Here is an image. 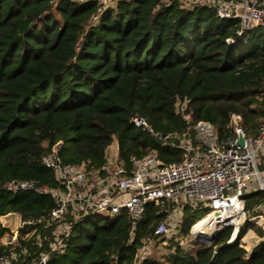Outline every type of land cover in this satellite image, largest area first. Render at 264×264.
I'll list each match as a JSON object with an SVG mask.
<instances>
[{
	"label": "trees",
	"instance_id": "obj_1",
	"mask_svg": "<svg viewBox=\"0 0 264 264\" xmlns=\"http://www.w3.org/2000/svg\"><path fill=\"white\" fill-rule=\"evenodd\" d=\"M102 8L100 0H0V216L50 217L51 197L13 195L5 184L38 180L59 188L54 171L41 162L56 143L63 144L64 164L87 170L105 164L114 139L128 168L133 157L151 154L179 163L182 150L136 128L132 117H144L161 135H181L209 121L223 138L232 113L242 116L249 135L264 120V26L237 37L239 20L173 0H116L115 7ZM261 204L264 190L246 196L249 213ZM176 206L148 205L134 232L127 213L82 218L47 264H135L144 239L154 237ZM180 210L184 236L208 214L190 205ZM43 226L25 225L15 245H0V255L24 248ZM248 228H226L208 243L194 241V251L178 248L140 264H264V242L250 255L241 246ZM8 232L0 223V238Z\"/></svg>",
	"mask_w": 264,
	"mask_h": 264
},
{
	"label": "built area",
	"instance_id": "obj_2",
	"mask_svg": "<svg viewBox=\"0 0 264 264\" xmlns=\"http://www.w3.org/2000/svg\"><path fill=\"white\" fill-rule=\"evenodd\" d=\"M110 1L100 0L102 12ZM173 1L180 2L186 8L209 6L221 19L239 20L241 27L236 32L237 37L264 26V1L261 0ZM97 20L98 16L94 17V21ZM227 42L231 44L234 40L228 39ZM185 110L184 104L181 112L184 119L189 120ZM131 122L136 128L161 139L164 145L182 150L183 160L164 164L155 154H151L142 159L133 157L128 168L120 159L119 143L114 139L107 149L105 164L101 168L87 170L85 165L64 164L61 158L63 144L56 143L49 153L42 156L41 162L54 171L56 180L60 182L59 188H52L38 180H13L5 184L6 191L13 195L30 193L51 197L55 207L50 217L28 222L17 213L16 226L8 228L9 232L2 239L3 245H15L19 231L27 224L42 223L50 227L61 222L72 205L86 206L88 209L79 220L87 216L113 218L127 213L134 232L143 220L148 205L164 201H172L177 206L167 220L155 228V238L171 235L174 227L179 230L181 221L174 224L173 214L179 215L182 206L190 205L208 211L207 218L192 226L194 236L205 234L203 232L210 226H214L212 235L226 228L239 232L249 225L241 238V246L247 255L264 242V204L251 213L246 209V196L264 190V120L257 127L256 134L249 135L242 116L232 113L225 126L229 135L226 138L221 137L218 129L209 121H200L181 135L158 134L141 116L132 117ZM240 138L243 139L242 145ZM93 176L99 183L95 197L91 195ZM61 190L63 194H59ZM203 221L207 223L196 229ZM75 225L68 227L47 251L18 260L6 250L0 255V264H47L53 252L62 251L65 247ZM154 237L144 239L135 264L149 257V245Z\"/></svg>",
	"mask_w": 264,
	"mask_h": 264
},
{
	"label": "crops",
	"instance_id": "obj_3",
	"mask_svg": "<svg viewBox=\"0 0 264 264\" xmlns=\"http://www.w3.org/2000/svg\"><path fill=\"white\" fill-rule=\"evenodd\" d=\"M99 187V183L95 176L92 177V183H91V195L95 197L97 192V188ZM59 194H63V191L61 190ZM88 209L85 206L80 205H72L64 217V219L56 223L53 226L47 227L43 226L41 230H39L36 233V236H34L30 243L25 245L24 248H11L9 250L10 253H12L18 260L26 259L32 255H34L37 252H44L47 251L54 242L64 233V231L68 227H73L75 223L87 213ZM0 223L4 228H9L11 224V218L10 216H0Z\"/></svg>",
	"mask_w": 264,
	"mask_h": 264
},
{
	"label": "rangeland",
	"instance_id": "obj_4",
	"mask_svg": "<svg viewBox=\"0 0 264 264\" xmlns=\"http://www.w3.org/2000/svg\"><path fill=\"white\" fill-rule=\"evenodd\" d=\"M109 7H115L116 6V0H111L110 3L108 4ZM175 220L174 224L178 220H182V214L180 213L179 215L173 214ZM208 214L199 216L198 218H207ZM6 234V233H5ZM4 234V235H5ZM3 237L0 238V245H3L2 242ZM194 241H200L198 240L192 233L191 236H184L180 229H173V233L167 237L163 238H155L153 239L152 243L149 245V257L152 259H157V260H163L166 259L170 254L175 252L178 248L184 250V251H194L197 244Z\"/></svg>",
	"mask_w": 264,
	"mask_h": 264
},
{
	"label": "water",
	"instance_id": "obj_5",
	"mask_svg": "<svg viewBox=\"0 0 264 264\" xmlns=\"http://www.w3.org/2000/svg\"><path fill=\"white\" fill-rule=\"evenodd\" d=\"M239 143L241 145L243 144V139L242 138H240ZM9 216L11 218V224H10L9 229H13L16 226L17 213L16 212H12V213L9 214ZM216 234L217 233H213L212 235H209V236H205L206 234L205 235L204 234H197V235H195V237L198 240H202V242H204V243H208L215 237Z\"/></svg>",
	"mask_w": 264,
	"mask_h": 264
},
{
	"label": "bare ground",
	"instance_id": "obj_6",
	"mask_svg": "<svg viewBox=\"0 0 264 264\" xmlns=\"http://www.w3.org/2000/svg\"><path fill=\"white\" fill-rule=\"evenodd\" d=\"M207 223V221H203V222H201V223H199L197 226H196V229H199L200 227H202L204 224H206ZM213 229H214V226H210V227H207V229L205 230L206 232H203V233H205L204 235L205 236H209V235H211V233H212V231H213ZM208 233V234H207Z\"/></svg>",
	"mask_w": 264,
	"mask_h": 264
}]
</instances>
